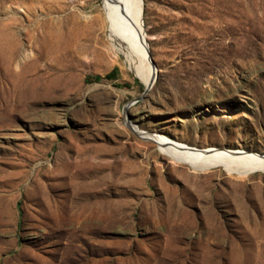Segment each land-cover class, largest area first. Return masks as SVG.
Listing matches in <instances>:
<instances>
[{
	"label": "rangeland",
	"instance_id": "rangeland-1",
	"mask_svg": "<svg viewBox=\"0 0 264 264\" xmlns=\"http://www.w3.org/2000/svg\"><path fill=\"white\" fill-rule=\"evenodd\" d=\"M104 1L0 0V264H264V172L143 137L264 155V0H143L146 95Z\"/></svg>",
	"mask_w": 264,
	"mask_h": 264
},
{
	"label": "bare ground",
	"instance_id": "bare-ground-1",
	"mask_svg": "<svg viewBox=\"0 0 264 264\" xmlns=\"http://www.w3.org/2000/svg\"><path fill=\"white\" fill-rule=\"evenodd\" d=\"M142 3L143 0H105L104 10L109 53L115 62L134 72L147 86L155 79L158 70L152 67L148 58L149 44L144 28ZM143 137L157 143L162 152L176 163L189 166L195 172L222 168L238 179H245L256 172H264V157L258 153L217 148L200 150L174 142L162 135L143 134Z\"/></svg>",
	"mask_w": 264,
	"mask_h": 264
},
{
	"label": "water",
	"instance_id": "water-1",
	"mask_svg": "<svg viewBox=\"0 0 264 264\" xmlns=\"http://www.w3.org/2000/svg\"><path fill=\"white\" fill-rule=\"evenodd\" d=\"M143 4V3H142ZM144 44H146L145 42H144ZM147 53H148V58H149V60L151 61V64H152V67L157 71V67H156V63H155V61L153 60V58H152V54H151V51H150V49L149 48H147ZM157 76H158V74L156 75V77H155V79L154 80H152L147 86H146V92H145V95L146 94H148V92L153 88V86H154V84H155V82H156V79H157ZM143 98V97H142ZM141 98V99H142ZM140 100V99H139ZM139 100H137V101H139ZM132 106V104H130L127 108H126V111H128L129 110V108ZM130 118V117H129ZM138 128V127H137ZM139 129V128H138ZM138 133V135L140 136V135H142V134H140L139 132H137ZM145 139V138H144ZM146 140H150L151 141V139H146ZM259 155H261V154H259ZM262 157H264V155H261Z\"/></svg>",
	"mask_w": 264,
	"mask_h": 264
},
{
	"label": "trees",
	"instance_id": "trees-1",
	"mask_svg": "<svg viewBox=\"0 0 264 264\" xmlns=\"http://www.w3.org/2000/svg\"><path fill=\"white\" fill-rule=\"evenodd\" d=\"M118 76V70L115 69L113 70L111 73L107 74L106 76L102 77V76H97V77H94L93 79L98 81V80H103V79H106V80H113L115 79L116 77ZM138 83V82H137Z\"/></svg>",
	"mask_w": 264,
	"mask_h": 264
}]
</instances>
